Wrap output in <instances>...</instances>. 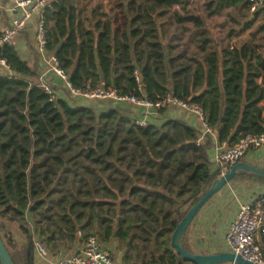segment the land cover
Returning <instances> with one entry per match:
<instances>
[{
	"label": "trees",
	"instance_id": "1",
	"mask_svg": "<svg viewBox=\"0 0 264 264\" xmlns=\"http://www.w3.org/2000/svg\"><path fill=\"white\" fill-rule=\"evenodd\" d=\"M205 3L211 18L237 14L231 22L240 29L216 41L206 19L188 10L190 0H57L44 12L47 52L79 90L145 97L139 70L146 98L172 95L199 106L231 148L264 133V23L248 0ZM0 56L14 74L0 72V235L14 263L6 222L34 225L23 264L28 246L33 264V235L54 252L76 245L80 232L102 243L118 239L128 264H192L170 243L219 175L209 161L212 138L202 142L179 119L142 127L122 108L98 113L74 97L52 102L38 62L31 66L13 44ZM183 247L194 252L186 237Z\"/></svg>",
	"mask_w": 264,
	"mask_h": 264
},
{
	"label": "built area",
	"instance_id": "2",
	"mask_svg": "<svg viewBox=\"0 0 264 264\" xmlns=\"http://www.w3.org/2000/svg\"><path fill=\"white\" fill-rule=\"evenodd\" d=\"M57 0H12L14 10L17 16L12 20L10 26L2 32L0 47L12 42L23 33L28 24L37 16L36 23V44L39 52L45 55V60L49 71L55 73L62 79L70 94L74 98H81L86 101L99 99H113L122 104L133 105L145 110V118L134 120L139 126L146 127L150 125L147 118L159 117L162 115V109L178 107L186 112L196 114L209 131H212L205 120L202 109L194 104L189 103L186 99H179L168 95L163 99L153 101L146 97H136L128 95H119L117 90L104 89L100 86L96 89L79 90L74 88L69 82V77L61 68L60 63L53 53L47 52V27L44 18L46 9L51 8L53 2ZM251 14H257L264 10V0H248ZM180 9L178 5L174 7ZM0 72L13 77L10 64L5 58L0 56ZM134 77L139 84L142 93L145 91L142 81L141 72L136 70ZM41 86L50 96V101L56 102L57 95L53 88L44 82ZM264 150V133L258 135H247L239 140L237 144L223 152L216 158L217 167L222 174L228 172L231 167L242 161L252 150ZM81 242L75 252L69 257L64 258L59 264H115L112 254L103 248V243L98 235L91 234L83 238L80 232ZM264 238V193L254 202L244 203L240 206L235 219L233 220L230 231L226 236V242L229 251L242 256L244 259L255 264H264V247L261 239ZM80 242V241H79ZM35 249L38 255L46 259L49 256V250L42 239L37 238Z\"/></svg>",
	"mask_w": 264,
	"mask_h": 264
},
{
	"label": "crops",
	"instance_id": "3",
	"mask_svg": "<svg viewBox=\"0 0 264 264\" xmlns=\"http://www.w3.org/2000/svg\"><path fill=\"white\" fill-rule=\"evenodd\" d=\"M109 0H104L108 4ZM12 0H0V32L8 28L12 20L18 15L14 9ZM260 23H264V10L257 13ZM38 14L28 24L27 29L21 33L12 44L19 52L22 59L26 60L31 66L38 62L41 76L38 81L49 84L57 95L58 99L70 100L73 96L70 94L65 82L55 73L49 71L45 60L36 44V23ZM73 104L92 106L96 112H108L115 107L122 108L123 114L132 121L145 118V110L133 105L122 104L113 99H99L86 101L81 98H72ZM150 124L161 125L169 120H182L188 125L201 132V140L207 141L212 138V145L208 150L209 161L212 172L217 167L216 158L227 151L230 147L227 143H220L217 132L209 131L198 116L186 112L178 107H170L159 117L147 118ZM264 169V150H252L242 160ZM264 193V182L252 178L250 174H241L229 182L225 188L213 196L209 202L202 208L201 212L195 218L186 238L190 248L198 254H212L216 252L229 251L226 242V236L230 231L231 224L235 219L240 206L244 203L254 202ZM73 249L58 248L52 251L51 246L46 245L49 250V256L46 259L41 258L36 249L34 251L33 264H59L61 260L69 257L78 248L81 242ZM121 242L113 238L107 243H103V248L108 250L113 257L115 264H128L126 261L127 249ZM264 247V238L261 239Z\"/></svg>",
	"mask_w": 264,
	"mask_h": 264
},
{
	"label": "water",
	"instance_id": "4",
	"mask_svg": "<svg viewBox=\"0 0 264 264\" xmlns=\"http://www.w3.org/2000/svg\"><path fill=\"white\" fill-rule=\"evenodd\" d=\"M98 59V58H97ZM146 97V91L143 92ZM214 171H219L218 177L213 180L203 193L200 201L196 203L186 214V216L178 223L170 243V249L176 252L178 258L192 264H255L244 259L242 256L233 252H216L212 254H198L189 252L183 247L184 239L193 224L197 215L202 208L215 196L222 191L225 186L231 182L239 174H250L259 179L264 180V169L257 167L245 161H239L234 164L231 169L222 174L219 168ZM48 238H45L47 240ZM31 247H27V264H31ZM0 264H15L2 236L0 235Z\"/></svg>",
	"mask_w": 264,
	"mask_h": 264
},
{
	"label": "rangeland",
	"instance_id": "5",
	"mask_svg": "<svg viewBox=\"0 0 264 264\" xmlns=\"http://www.w3.org/2000/svg\"><path fill=\"white\" fill-rule=\"evenodd\" d=\"M188 10L196 14H200L206 19L207 26L209 30L211 31L213 37L216 39V41L217 40L220 41L224 39L225 35L229 31L231 30L238 31L240 29V27L233 26L231 22L232 18L236 20L238 19L236 17L237 14L233 13L232 11H227L223 13L222 15L216 16L214 18L209 17L208 11L206 9L205 0H190V6ZM229 12H231V17L229 15ZM259 22L260 21L258 20V23ZM243 38H247V37H243ZM186 40L187 39H185L184 42H186ZM236 42L239 43L240 39L236 40ZM6 226H7L6 231H11V234L9 235V237H13V242L12 244H10V249L15 254V257L17 260H19L20 264H23L24 248L29 243L30 228H33L34 225L30 223V224H27L25 227L24 226L22 227L17 222H6ZM6 231L2 229L3 236H5L6 239L8 240V235L6 234ZM36 239H37L36 235H33L32 240L34 241V243ZM78 239H79V235H78ZM120 244L122 245V243ZM122 246L124 247V245ZM72 247L74 248L75 245H73ZM72 247L62 246L63 249L68 248L69 250L73 249ZM34 250H35V247H34ZM18 251H19V254L17 253Z\"/></svg>",
	"mask_w": 264,
	"mask_h": 264
}]
</instances>
